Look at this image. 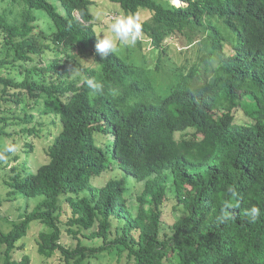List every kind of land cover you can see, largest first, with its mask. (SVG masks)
<instances>
[{
  "label": "trees",
  "instance_id": "obj_1",
  "mask_svg": "<svg viewBox=\"0 0 264 264\" xmlns=\"http://www.w3.org/2000/svg\"><path fill=\"white\" fill-rule=\"evenodd\" d=\"M6 1L0 37L12 59L0 60V135L41 136L32 114L9 113L25 93L60 128L34 173L14 167L3 179L0 207L15 190L37 202L19 221L0 214V264H29L12 253L33 222L46 227L37 233L41 264L55 252L63 264L104 255L118 264H264V0H108L117 15L139 17L144 39L103 60L94 51V32L104 30L94 0ZM36 10L48 17L47 31ZM176 35L193 47L182 60L167 52L165 40ZM16 68L21 80L3 73ZM88 78L103 93L93 96ZM237 108L247 123L235 121ZM169 186L179 215L161 236ZM225 201L239 205L227 222ZM253 206L255 221L245 214ZM63 232L75 247L60 242Z\"/></svg>",
  "mask_w": 264,
  "mask_h": 264
},
{
  "label": "rangeland",
  "instance_id": "obj_2",
  "mask_svg": "<svg viewBox=\"0 0 264 264\" xmlns=\"http://www.w3.org/2000/svg\"><path fill=\"white\" fill-rule=\"evenodd\" d=\"M178 1L179 0H177V2ZM8 2L9 1H6V0L0 1V11H3L5 8L9 10L12 7ZM177 2H173V3L176 4ZM14 9L17 11L15 12V14L20 11L19 7L14 8ZM117 10L118 9L116 5L108 0H94V6H91V12L93 13L95 20L101 23L102 28L105 31L107 30V24L111 22L113 16L117 15L116 14ZM35 13L36 15H41V14L43 15L42 17H40V20L38 21L39 23L38 26L39 28L45 29L47 31L48 23L50 24L48 17L46 18L44 15L45 13L40 10H36ZM9 18H11V16L8 17V19ZM165 41H167V44H168L167 52L169 53V55H172L176 60L185 59V57L191 54L193 47H191V45L188 44V41L185 38H183L181 35L171 36L170 38H167ZM1 43H2V39L0 37V60H4L6 58L7 60L10 61L12 59V55L10 56L6 55L7 54L6 48L3 45H1ZM133 47H136V45ZM182 50L186 51L185 56H183L182 54L179 55V52ZM44 54H45L44 62L47 63L52 58V52L45 51ZM9 61L7 64H5L7 67H9L11 64L9 63ZM83 62L84 61L82 60L81 63L83 64ZM28 66H32V64L29 63ZM17 71H18V68L10 69V70H7V72H3V73L8 74L9 76H14L17 80H21L22 76L20 74H16ZM77 75H80V71H79V74ZM22 97H23V101L19 103L17 106L13 105L9 109V113L14 114V115L19 114L20 116H23L24 114H32L33 122L41 123V125L36 124L38 128H40L41 136L37 137V136L28 135L25 139H21L15 136L14 138H18V141H16L14 138H11V137L8 138L6 136L0 135V150H2L4 145L8 143L14 144L18 147V151L15 154L9 155L10 158H9L8 163L0 162V200L8 198V196L6 195L7 187L4 185L3 179L8 176H14L15 173L12 170L14 167L17 168V171H20L21 173L28 172V174H32L37 170V168L42 163L48 160V157L46 154V147L48 146V144H50L53 141L54 137L58 134L59 128H60L58 118L53 113H49V114L42 113V111L44 110L43 104H40V105L38 104L40 109H36L38 108L36 107V105H35L36 108L35 107L32 108L30 107V105L28 106L26 103V97H27L26 93L23 94ZM1 104H2V100L0 99V105ZM2 109L3 108L0 107V113ZM39 110H41V112H39ZM234 116H235V121L238 123H247L249 121L248 115L246 114L245 110H243L242 108L241 109L237 108L236 111L234 112ZM31 125H34V124L32 123V124H29L28 126H31ZM21 127L22 126L20 125L10 126L8 128V131L17 132L20 130ZM28 144H32V148H31L33 149L32 151L29 150L27 146ZM13 156H17L16 161L13 159ZM114 172L115 173H113L112 176L121 173L120 170H117ZM109 177H111V172L107 174L105 173L101 179L99 178V180H96L94 182V185L99 186L101 182L106 181L107 179H109ZM129 180L131 182L133 181L132 179H129ZM135 186L136 187L133 186L134 195H135L136 190L137 191L141 190V183L135 182ZM17 196H20V195L18 194L16 195V190H15V192L11 193V198H15L14 201H11V202L2 201L1 202L0 214L3 218H6V220H12V219L13 221L22 220L25 213L30 211L37 202L36 200L28 201L29 199L23 196H20L22 198H17ZM133 197L134 196H132V198ZM30 199H33V198H30ZM174 209H176V199H175L173 190L169 186L167 189V193H166V200L164 201L162 205L163 216H162V225H161V236L164 233L168 234L170 232L171 225L174 221V218H176L179 215V211L174 210ZM64 210H65V214L61 217V219L65 221L66 218L70 214H69L68 207L65 206ZM1 223L3 225V228L5 229L7 222L1 220ZM37 225L38 224L35 222L29 225L26 236L23 237L21 241L18 243V244H23L24 247L22 249L17 247L12 253L13 258L19 259L20 257H22V254H27L29 256V264H41L39 256L36 253V243L38 239L37 233L38 231L42 229H46V227L43 225H39V226ZM60 242L65 247L67 246L75 247L77 243L74 237L68 236L65 232L62 233V239L60 240ZM121 263L123 262H120V264ZM46 264H63V259L60 253L55 252V254L47 260ZM92 264H118V263L115 260V258H111L107 255H104L100 259H94Z\"/></svg>",
  "mask_w": 264,
  "mask_h": 264
},
{
  "label": "clouds",
  "instance_id": "obj_3",
  "mask_svg": "<svg viewBox=\"0 0 264 264\" xmlns=\"http://www.w3.org/2000/svg\"><path fill=\"white\" fill-rule=\"evenodd\" d=\"M174 2V0H173ZM176 4H183L179 0ZM96 35V43L94 51L101 59H105L111 54L116 53L121 47L135 46L137 41L143 37L142 25L138 16L134 14H119L113 16L110 23L107 25V30L94 32ZM80 69L74 67L71 69V74H79ZM91 91L93 96L103 93L104 86L102 82L92 78L83 81ZM18 147L14 144H5L3 149L0 150V162L7 163L8 154H15ZM238 204H233L231 201H225L222 208V216L220 219L227 222L232 217L230 215V208L238 207ZM255 221L260 214V209L256 206L251 207L249 212L245 213Z\"/></svg>",
  "mask_w": 264,
  "mask_h": 264
}]
</instances>
